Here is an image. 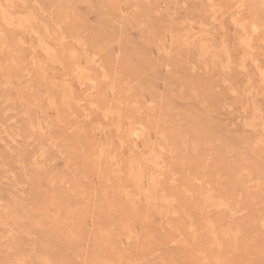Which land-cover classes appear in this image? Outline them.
<instances>
[{"label": "rangeland", "instance_id": "1", "mask_svg": "<svg viewBox=\"0 0 264 264\" xmlns=\"http://www.w3.org/2000/svg\"><path fill=\"white\" fill-rule=\"evenodd\" d=\"M260 1L0 0V264H264Z\"/></svg>", "mask_w": 264, "mask_h": 264}, {"label": "bare ground", "instance_id": "2", "mask_svg": "<svg viewBox=\"0 0 264 264\" xmlns=\"http://www.w3.org/2000/svg\"><path fill=\"white\" fill-rule=\"evenodd\" d=\"M262 1V0H261ZM260 1V2H261ZM257 2V1H256ZM259 2V3H260ZM253 3V1L250 3V4H252ZM249 4V3H248ZM263 4V3H262ZM254 5V4H253ZM255 5H256V3H255ZM261 7V6H260ZM263 7V6H262ZM261 9V8H260ZM264 9V8H263ZM264 11V10H263ZM262 11V12H263ZM254 12V11H253ZM257 12H259V11H257ZM258 14V13H257ZM252 28V27H251ZM255 29H256V26H253V28H252V30L251 31H255ZM247 38V37H246ZM250 41V40H249ZM248 42V41H247ZM249 43V42H248ZM198 48V47H197ZM201 50L204 52V51H206V47L205 46H203V45H201ZM208 51V50H207ZM223 51V50H222ZM246 51V50H245ZM212 54V53H211ZM212 56V55H211ZM218 60V59H217ZM250 61V60H249ZM230 63V62H229ZM222 64V63H221ZM123 66V65H122ZM129 72V71H128ZM263 72V71H262ZM131 74V73H130ZM105 80V79H104ZM112 80V79H111ZM113 81V80H112ZM111 82V81H110ZM115 82V81H114ZM113 83V82H112ZM111 85H113V84H111ZM129 93V92H128ZM128 95V94H127ZM126 96V95H125ZM128 109V108H127ZM132 109H133V107H132ZM136 109H137V107H136ZM139 110V109H138ZM165 110V109H164ZM130 112V111H129ZM137 111H135V113H136ZM161 113H164L163 111H161ZM256 113V112H255ZM130 114V113H129ZM165 114V113H164ZM156 118H157V116H155ZM146 119V118H145ZM152 119V118H151ZM139 121V120H138ZM155 121V120H154ZM152 122V121H151ZM150 122V123H151ZM156 122H159L158 120L156 121ZM149 123V122H148ZM152 124H154V123H152ZM157 124V123H156ZM155 125V124H154ZM159 125V124H158ZM140 127H143V126H139V127H137V126H135V125H133V126H131V128H130V130L129 131H131V133L133 134V135H137V132H138V130L140 129ZM139 128V129H138ZM141 130H143V129H141ZM161 131V130H160ZM140 133V132H139ZM135 135V136H136ZM197 142V141H196ZM254 145V144H253ZM191 146V145H190ZM153 154V153H152ZM152 156H150V158H151ZM152 159V158H151ZM137 170V169H136ZM83 173H85L84 171H83ZM98 174H100L99 172H98ZM135 174V173H134ZM143 174H142V170H139L138 172H137V176H138V178H142L143 176H142ZM85 176V175H84ZM99 176H101V174L99 175ZM153 177V176H152ZM83 178H85V177H83ZM154 180V179H153ZM252 181V180H251ZM151 182V181H150ZM234 189V188H233ZM62 191V190H61ZM144 193V192H143ZM201 194V193H200ZM147 195V194H146ZM207 195H208V193H207ZM203 197H204V195H203ZM211 198V197H210ZM206 199H208V197H206ZM52 200V199H51ZM55 200V199H54ZM60 200V199H59ZM201 200H203V199H201ZM53 201V200H52ZM49 202V201H48ZM50 203V202H49ZM60 203V202H59ZM59 203H58V206H59ZM165 205V204H164ZM55 206V205H54ZM150 206V205H149ZM156 208V207H155ZM158 208H160V207H158ZM30 209V208H29ZM22 210V209H21ZM31 211V210H30ZM10 212V211H9ZM24 213V212H23ZM123 214V213H122ZM120 214L119 216H118V219L119 220H121V221H125V223L127 222V225L128 226H130V227H126V231L129 233V235L130 236H132L133 234V227L131 228V223H130V221L128 220V218H125L124 219V216H125V214ZM14 215H16V214H14ZM23 215V214H22ZM24 215H25V213H24ZM93 215V214H92ZM131 215V214H130ZM27 216V215H26ZM34 216V215H33ZM36 216V215H35ZM34 216V217H35ZM28 217V216H27ZM30 217V216H29ZM131 219V218H130ZM262 220L264 221V218H262ZM251 221V220H250ZM40 222V221H39ZM262 222V221H261ZM75 223V222H74ZM103 223V222H102ZM188 224V223H187ZM210 225H212L211 223H209ZM258 224H261V223H258ZM74 225V224H73ZM210 225H208V226H210ZM261 225H264L263 224V222H262V224ZM222 226V225H221ZM206 227V226H205ZM228 227V226H227ZM264 227V226H263ZM68 228V227H67ZM204 228V227H203ZM226 229V231L228 230V228H226L225 226L223 227V229ZM77 229V228H76ZM103 229V228H102ZM207 230L209 229V231H210V228H206ZM211 229H212V227H211ZM218 229H219V227H218ZM231 229V228H230ZM239 229H240V227H239ZM236 230V229H235ZM243 230V229H242ZM233 231V230H232ZM241 231V230H240ZM239 230H238V232H240ZM244 231V230H243ZM242 231V233H245V232H243ZM263 231H264V229H263ZM104 232H105V236H103V235H101V236H99L98 238H97V240H96V246H97V250L94 252V253H91V256H90V259L92 260V261H94L95 262V260L96 261H98V262H104V263H106V264H116V262L113 260V259H110V258H108L107 257V253L103 250V248L105 247V245L107 244V243H109V242H111V240L112 239H110V236H111V233H109V229H107V230H104ZM214 232V231H213ZM224 232H225V230H224ZM223 232V233H224ZM227 232H231V231H227ZM227 232H225V233H227ZM102 233V232H101ZM118 233V232H117ZM131 233V234H130ZM207 233H209V232H207ZM220 233V232H219ZM221 233H222V231H221ZM225 233L224 234H221V235H225ZM228 234V233H227ZM227 234H226V236H227ZM233 234V233H232ZM237 234V233H236ZM235 234V235H236ZM100 235V234H99ZM213 235H215V234H213ZM212 235V236H213ZM234 235V236H235ZM192 236V235H191ZM229 236H232L233 237V235H230L229 234ZM126 237H127V233H126ZM231 237V238H232ZM191 238V237H190ZM212 238H214V237H212ZM217 240V239H216ZM227 240H228V238H227ZM235 241V239H231V242H233V241ZM230 241V240H229ZM215 242V241H214ZM236 242V241H235ZM238 242V241H237ZM234 243V242H233ZM238 244L240 245V243L238 242ZM238 245V246H239ZM240 246H242V245H240ZM236 247H237V244H236ZM236 247H234V248H236ZM87 248V247H86ZM261 248V247H260ZM219 249H220V247H219ZM238 249V248H237ZM234 250H236V249H234ZM238 250H240V249H238ZM237 251V250H236ZM224 252V251H223ZM111 253V252H110ZM109 253V255L111 256L112 254H110ZM218 255H219V257L220 256H222V257H225V255L223 256V255H220L221 253H217ZM240 254V252L238 253V255ZM228 255H229V253H228ZM233 256V255H232ZM264 256V255H263ZM38 257V256H37ZM216 258H217V256H215ZM42 257H40V259H41ZM38 259V258H37ZM88 259V258H87ZM201 259V258H200ZM215 259V258H214ZM220 259H221V257H220ZM225 259V258H224ZM213 260V259H212ZM86 261V260H85ZM215 261H217L216 259H215ZM222 261H223V263L225 262V263H227L228 262V260H220L219 261V263H222ZM227 261V262H226ZM43 262H44V260H43ZM190 263V262H189ZM44 264H45V262H44ZM46 264H48L47 263V261H46ZM218 264V263H217ZM228 264H229V262H228Z\"/></svg>", "mask_w": 264, "mask_h": 264}]
</instances>
